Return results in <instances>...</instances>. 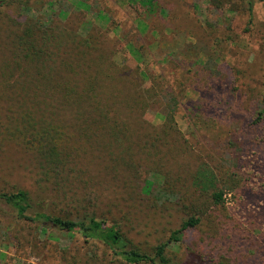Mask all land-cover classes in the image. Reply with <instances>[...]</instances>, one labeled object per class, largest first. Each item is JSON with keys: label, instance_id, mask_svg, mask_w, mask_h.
<instances>
[{"label": "rangeland", "instance_id": "obj_1", "mask_svg": "<svg viewBox=\"0 0 264 264\" xmlns=\"http://www.w3.org/2000/svg\"><path fill=\"white\" fill-rule=\"evenodd\" d=\"M37 1L29 0L30 6L47 13L49 6ZM64 2L69 5L67 16L52 18L55 26L66 24L82 34L90 27L107 29L115 59L128 65L151 101L144 113L151 125L159 127L163 120L161 99L154 100L157 90L175 94V128L182 134L181 146L191 151V156L179 157L184 162L179 180L204 170L192 189L201 207L194 205L191 191L170 194L173 202L164 206L166 195L152 191L142 193L147 202L136 200L134 208L130 201L118 208L109 201L101 210L115 213L114 220L132 242L150 250L203 206L206 214L198 227L169 248L171 264H264V195L253 193L264 180V122L254 123L264 92V0H253L251 11L247 0H154L152 8L145 0H84L88 6L78 0ZM234 140L241 148L242 178L230 177L235 171L230 157ZM3 154L0 186L26 188L38 210L43 195L26 156L18 151L7 158L9 153ZM136 177L139 182L160 180L146 167ZM215 180L219 187H234L224 191V203L212 206L208 189ZM69 206L61 203L59 210L67 212ZM45 225L46 233H40L36 223L18 221L14 210L0 202V264H116L101 243Z\"/></svg>", "mask_w": 264, "mask_h": 264}, {"label": "trees", "instance_id": "obj_2", "mask_svg": "<svg viewBox=\"0 0 264 264\" xmlns=\"http://www.w3.org/2000/svg\"><path fill=\"white\" fill-rule=\"evenodd\" d=\"M145 1L152 8L154 0ZM37 2L49 11L38 13L29 0H0V154L8 152L7 158L18 151L26 156L44 204L34 210L30 191L15 186H0V202L14 210L18 221L36 223L40 233L45 234V224H50L86 242L101 243L116 264H171L169 248L198 227L206 214L203 206L150 250L136 246L114 220L115 213L101 208L109 201L117 208L130 201L134 208L136 200L147 202L145 195L152 191L166 195L162 206L173 202L170 194L191 191L194 205L201 207L192 189L204 170L198 168L192 179L179 180L184 163L179 157L191 156V151L181 146L183 137L175 128V94L157 90L154 100L161 99L163 120L159 127L151 125L144 116L151 101L128 65L115 59L107 29L97 32L90 27L82 34L66 24L56 27L52 18L67 16V2ZM78 2L88 6L84 0ZM252 5L253 0H247L248 10ZM257 107L254 123L264 122V92ZM234 151L230 177L242 178L236 141ZM141 167L160 180L137 181ZM258 183L253 193L261 197L264 180ZM209 187L208 198L215 206L224 203V191L234 186L219 187L215 180ZM66 202L67 212L59 210ZM216 233L221 237L223 229Z\"/></svg>", "mask_w": 264, "mask_h": 264}]
</instances>
